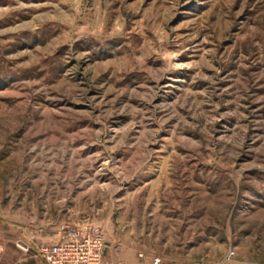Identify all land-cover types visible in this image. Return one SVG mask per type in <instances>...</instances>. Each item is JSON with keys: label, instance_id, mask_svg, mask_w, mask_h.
Segmentation results:
<instances>
[{"label": "rangeland", "instance_id": "1", "mask_svg": "<svg viewBox=\"0 0 264 264\" xmlns=\"http://www.w3.org/2000/svg\"><path fill=\"white\" fill-rule=\"evenodd\" d=\"M87 223L264 264V0H0V264Z\"/></svg>", "mask_w": 264, "mask_h": 264}, {"label": "built area", "instance_id": "2", "mask_svg": "<svg viewBox=\"0 0 264 264\" xmlns=\"http://www.w3.org/2000/svg\"><path fill=\"white\" fill-rule=\"evenodd\" d=\"M105 252L104 232L89 223L66 227L58 243L40 248V256L48 264H109L105 261ZM153 264H160V260L155 259Z\"/></svg>", "mask_w": 264, "mask_h": 264}, {"label": "crops", "instance_id": "3", "mask_svg": "<svg viewBox=\"0 0 264 264\" xmlns=\"http://www.w3.org/2000/svg\"><path fill=\"white\" fill-rule=\"evenodd\" d=\"M175 250L178 251L176 252ZM144 254H146V256ZM144 254V257L140 258L138 256L139 254H137V256L134 253L129 256L127 254H114L108 249L105 252V259L109 261L110 264H116L119 261L129 264H153L154 259H160V262H163V264H219L218 260L211 259L204 263L203 256L198 249L197 243L194 241H189L176 248L173 246L169 247V249L163 253L162 258L156 257L153 253H148V251Z\"/></svg>", "mask_w": 264, "mask_h": 264}]
</instances>
